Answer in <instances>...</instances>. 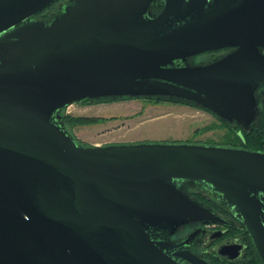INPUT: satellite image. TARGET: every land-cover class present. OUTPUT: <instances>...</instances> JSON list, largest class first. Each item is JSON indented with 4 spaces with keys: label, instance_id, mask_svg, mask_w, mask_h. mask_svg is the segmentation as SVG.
I'll use <instances>...</instances> for the list:
<instances>
[{
    "label": "water",
    "instance_id": "water-1",
    "mask_svg": "<svg viewBox=\"0 0 264 264\" xmlns=\"http://www.w3.org/2000/svg\"><path fill=\"white\" fill-rule=\"evenodd\" d=\"M56 1L0 0V264H210L190 249L200 229L173 240L226 223L189 183L245 225L264 264L263 150L85 145L63 120L87 99L158 98L250 128L264 104V0H67L39 15ZM225 46L238 50L190 61Z\"/></svg>",
    "mask_w": 264,
    "mask_h": 264
},
{
    "label": "rangeland",
    "instance_id": "rangeland-1",
    "mask_svg": "<svg viewBox=\"0 0 264 264\" xmlns=\"http://www.w3.org/2000/svg\"><path fill=\"white\" fill-rule=\"evenodd\" d=\"M64 111L75 116L102 118L97 123L69 127L85 145L140 141L223 142L231 137L227 127L214 115L182 102H155L145 98L76 102Z\"/></svg>",
    "mask_w": 264,
    "mask_h": 264
},
{
    "label": "flooded vegetation",
    "instance_id": "flooded-vegetation-1",
    "mask_svg": "<svg viewBox=\"0 0 264 264\" xmlns=\"http://www.w3.org/2000/svg\"><path fill=\"white\" fill-rule=\"evenodd\" d=\"M160 1V0H158ZM204 1V0H203ZM202 1V2H203ZM208 7L215 5L217 2L224 4L231 0H205ZM212 10V11H211ZM211 14L216 15V8H210ZM238 50L237 46H225L217 49L206 50L202 53L190 57V61L193 64H206L214 60L220 59L230 53ZM264 53V49H263ZM207 111V110H206ZM260 114L264 116V104L261 102L259 108ZM209 112V111H208ZM211 113V112H209ZM218 118L221 123L227 127V129H234L238 131V134L244 131L253 130L254 124L248 129H243L238 124H229L221 120L218 116L211 113ZM202 143H208L211 145H222L233 148L250 149L243 141L238 142H209V141H196ZM253 149V150H263ZM187 191L193 196L197 197L206 204L212 206L218 213L222 215L226 223L221 224H193L182 227L173 236L175 242L183 241L192 231L196 229L201 230V235L193 242L190 249L196 254L205 258L210 264H263L258 263L260 257L256 251L255 245L251 239V236L246 229L245 225L236 219L229 209L221 204L217 198L205 190L201 185L189 183L186 185ZM239 246V251L235 250V247ZM237 255V256H235ZM261 261V259H260Z\"/></svg>",
    "mask_w": 264,
    "mask_h": 264
},
{
    "label": "trees",
    "instance_id": "trees-1",
    "mask_svg": "<svg viewBox=\"0 0 264 264\" xmlns=\"http://www.w3.org/2000/svg\"><path fill=\"white\" fill-rule=\"evenodd\" d=\"M64 0H58L56 2H54L53 4H51L50 6H48L44 11H42L39 15L47 17L49 14H51V12H54L58 9L59 7V3H61ZM118 99H131L128 97H122V98H105V99H100V100H83L81 102H85V103H95V102H104V101H113V100H118ZM145 99H149L151 101H155V102H164V101H172V102H182V103H187V102H183V101H176V100H166V99H158V98H145ZM189 104V103H187ZM63 120L65 121L67 127H72L74 125L77 124H89V123H97L102 121V118L100 117H86V116H75L72 114H66L65 111L63 112ZM229 133L231 137L226 138L225 140H223V142H245L247 144V146L250 149H260L263 148L262 146L264 145V116H262V114H260L259 118H258V122L256 124H254L253 126V130L251 131H244L240 134H238V131L236 130H232V129H228ZM258 263H260V259L259 261H257Z\"/></svg>",
    "mask_w": 264,
    "mask_h": 264
}]
</instances>
